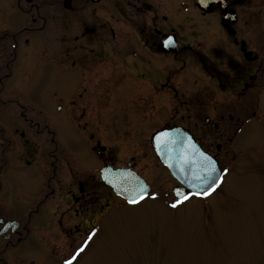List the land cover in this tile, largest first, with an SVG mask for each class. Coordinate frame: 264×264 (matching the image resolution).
Instances as JSON below:
<instances>
[{
    "label": "flooded vegetation",
    "instance_id": "flooded-vegetation-1",
    "mask_svg": "<svg viewBox=\"0 0 264 264\" xmlns=\"http://www.w3.org/2000/svg\"><path fill=\"white\" fill-rule=\"evenodd\" d=\"M65 1L0 0V201L7 192L6 168L16 167L17 172L33 170L38 158L46 168L36 184L31 173L29 182H24L36 188L37 196L31 206L9 209L12 216L7 219L4 214L10 212L0 209V216L12 223L0 235L3 264L4 253L22 252L33 239L30 235L34 229L47 233L50 252L66 249L67 245L72 248L80 239L82 242L92 237L96 224L110 213L115 197L101 180L104 168L123 170L129 176L135 172L151 186V194L153 182L139 167L140 160L151 156L152 170L169 173L151 146V135L157 129L182 127L222 167L221 150L241 131V120L236 119L239 124L229 135L232 127L228 126L227 116L234 108L217 102L211 91L243 99L264 87L262 50L256 49V42L252 46L253 39L244 34L241 8L245 0H225L224 9L212 1L211 11L200 10L203 16L217 14L221 33L225 34L223 40L219 36L204 49L197 45L194 29L175 21L173 7H169L174 6V0ZM52 2L59 5L55 12L48 9ZM193 2L196 4V0ZM261 10L253 13L255 21H259L261 14L264 19ZM225 11H234L235 20L221 21ZM21 14L30 17L22 27L15 20ZM73 19L78 25L71 34ZM51 25L58 27L61 38L56 40L63 65L59 110L64 119L59 123L48 119L46 104H20L15 94L6 96L19 59L28 63L32 58L31 49L36 45L30 38ZM255 30L259 31V24H253L251 31ZM49 40L40 42V46L48 48ZM188 65L207 77L213 87L184 93L186 76L181 73ZM183 95H187L186 99L181 100ZM201 95L207 96L208 102L197 98ZM29 96L35 100L32 93ZM153 100L159 103L152 104L150 109L147 104ZM180 108L183 114L179 113ZM14 109L18 118L3 121L4 112ZM238 111L244 114L242 108ZM229 121H234L230 114ZM121 138L137 144L118 161L114 148L115 142L121 141L116 139ZM89 152L96 158L92 159ZM93 160L101 166L90 167ZM67 174L70 181L65 183L61 177ZM173 180V188L180 186ZM24 185L18 182V191ZM51 195L55 200L50 202ZM3 224L4 221L1 230ZM34 249V245L29 247Z\"/></svg>",
    "mask_w": 264,
    "mask_h": 264
},
{
    "label": "rangeland",
    "instance_id": "rangeland-1",
    "mask_svg": "<svg viewBox=\"0 0 264 264\" xmlns=\"http://www.w3.org/2000/svg\"><path fill=\"white\" fill-rule=\"evenodd\" d=\"M174 1V6L169 7H173L171 12L175 21L195 30L196 40L199 41L197 45L204 49L209 41L218 39L219 36L221 40L225 38V34L221 33L217 14L203 16L193 0ZM54 3L51 6L48 4V9L53 12L59 8ZM258 9H263L261 13H264V0H245L241 14L244 30L246 29L245 36L253 39L250 40L252 46L256 42V49L262 50L260 55L264 56L263 15L258 18L259 21L252 17ZM166 10L165 7V13ZM29 19L24 14L15 18L20 27ZM75 22L76 19H73L70 24L71 34L77 29L78 24ZM254 23L259 24V31H251ZM48 39V48L40 46V42ZM60 39L58 27L52 25L30 38L36 45L31 49L32 58L28 63L19 59L20 64H17L10 85L11 90L6 95L15 94L21 101L20 104H46L48 119L57 123L64 119L59 110L62 88L59 78L63 65L60 64V54L56 51L59 46L56 40ZM181 76H186L182 90L184 93L191 89L213 87L207 77L190 65L182 71ZM213 91L211 93L217 102L234 108L229 112L233 123L229 121V114L227 116L228 126L232 127L229 135L235 132L239 123L241 127V131L233 137V142H228L225 149L221 150V166L226 170V175L216 193L206 199L192 196L180 203L172 193L175 184L173 178L167 172L152 170V157L148 156L140 160L139 166L153 182V190L148 197L135 205H129L115 195L110 213L96 224L95 235L91 239L84 238L82 242L80 239L72 248L67 245L68 250L62 248L61 251H47V242L51 239H45L47 233L42 230L34 229L36 231L30 235L33 239L22 248V252L7 250L4 253L5 264H65L82 247L84 251L76 256L73 264H264V87L243 99ZM28 93L33 94L34 101ZM186 96L183 95L180 99H186ZM197 98L205 102L209 99L204 95ZM157 103V100H153L147 106L151 109L154 107L152 104ZM240 108L244 110V114L238 111ZM181 110L183 109L180 108L179 113L183 114ZM17 118L14 109V112H4L2 120L10 122ZM236 119L241 121L236 123ZM116 140H121L115 142L114 148L118 161L124 154L132 152L137 144V141L129 144L123 138ZM82 145L87 146L84 142ZM147 148L149 150V145ZM90 154L92 159L96 156ZM93 161L90 167L101 166L98 161ZM15 168L8 167L4 172V191L7 192L3 201H0V209L3 210L9 211L19 206L27 208L26 204L31 206L32 200L37 196L34 192L36 188L33 184L26 186L24 182H29L28 173H31L34 174V180L32 175L30 178L36 184L46 172L43 161L39 158L33 170L30 168L26 172H17ZM71 169L74 167L71 166ZM61 180L69 182L70 175L62 176ZM18 182L25 188L18 191ZM53 200L55 197L49 196L48 201ZM173 203L178 206L173 208ZM8 216H12V213L4 214L6 219ZM2 221L3 225L12 224L0 216V225ZM5 231L6 229H0V235ZM33 245L35 249L29 250ZM0 264L3 262L0 261Z\"/></svg>",
    "mask_w": 264,
    "mask_h": 264
},
{
    "label": "water",
    "instance_id": "water-1",
    "mask_svg": "<svg viewBox=\"0 0 264 264\" xmlns=\"http://www.w3.org/2000/svg\"><path fill=\"white\" fill-rule=\"evenodd\" d=\"M212 1L216 0H198V7L209 12L211 11L210 4ZM219 4L223 9L226 7L224 0H221ZM224 15L226 19L235 20L233 11H225ZM184 136L185 134L180 128L159 130L151 136V140L157 157L169 168L171 174L192 193L198 196H206L203 193H210L212 187L221 182L220 170L217 163L203 154L197 146H193V143L192 146H189ZM119 175L115 178H108L107 176L103 178L107 184L114 188L118 195L125 198L129 203L134 199L139 200L149 192V187L136 175L134 177ZM174 191L176 196L178 192L180 193V196H177L179 199H182L185 194L188 195L185 188H175Z\"/></svg>",
    "mask_w": 264,
    "mask_h": 264
},
{
    "label": "snow or ice",
    "instance_id": "snow-or-ice-1",
    "mask_svg": "<svg viewBox=\"0 0 264 264\" xmlns=\"http://www.w3.org/2000/svg\"><path fill=\"white\" fill-rule=\"evenodd\" d=\"M219 187V184H215L213 187H212V191H215L216 190V188H218ZM207 194H209L208 192H205V193H203V195H207ZM177 196L179 197L180 196V193L178 192L177 193ZM189 197L185 194L184 195V197H183V199L182 200H180L179 202L180 203H182V202H184V200H187ZM131 203H138L139 202V200L138 199H134V200H132V201H130ZM178 206V204L177 203H173L172 204V207L173 208H175V207H177ZM92 235H95V233H93ZM89 239H91V237H89ZM87 245H85V247H86ZM84 251V247H82V248H80L78 251H77V253L71 258V259H69V260H67L66 262H65V264H73V261L76 259V256H78L81 252H83Z\"/></svg>",
    "mask_w": 264,
    "mask_h": 264
},
{
    "label": "bare ground",
    "instance_id": "bare-ground-1",
    "mask_svg": "<svg viewBox=\"0 0 264 264\" xmlns=\"http://www.w3.org/2000/svg\"><path fill=\"white\" fill-rule=\"evenodd\" d=\"M221 21H222V20H221ZM223 182H224V179H223V181H222V184H223ZM222 184H221V185H222ZM221 185H220V186H221ZM217 190H218V189H217ZM217 190H216V192H217ZM216 192H214V193H216ZM214 193H213V194H214Z\"/></svg>",
    "mask_w": 264,
    "mask_h": 264
}]
</instances>
